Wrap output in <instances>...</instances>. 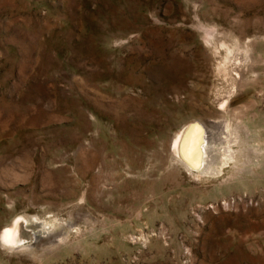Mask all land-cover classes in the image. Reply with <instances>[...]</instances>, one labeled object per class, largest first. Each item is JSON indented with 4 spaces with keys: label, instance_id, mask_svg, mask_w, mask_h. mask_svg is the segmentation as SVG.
<instances>
[{
    "label": "rangeland",
    "instance_id": "rangeland-1",
    "mask_svg": "<svg viewBox=\"0 0 264 264\" xmlns=\"http://www.w3.org/2000/svg\"><path fill=\"white\" fill-rule=\"evenodd\" d=\"M191 124L198 171L170 151ZM17 218L37 236L0 264H264V0H0Z\"/></svg>",
    "mask_w": 264,
    "mask_h": 264
},
{
    "label": "bare ground",
    "instance_id": "bare-ground-1",
    "mask_svg": "<svg viewBox=\"0 0 264 264\" xmlns=\"http://www.w3.org/2000/svg\"><path fill=\"white\" fill-rule=\"evenodd\" d=\"M192 125V124H191ZM198 128L196 126H185L173 139V141L170 144V151L175 155L177 159H179L184 165H186L189 169H193L194 165L198 162V160L201 159V165L203 166L205 164V149L206 144L205 140L206 138H203V143L201 145V149L199 145L201 144L202 138L201 134L198 133ZM207 142V141H206ZM209 145V144H208ZM200 151L202 153V156L200 158ZM200 170V169H199ZM205 170V169H204ZM28 222V221H27ZM25 221H21L20 219H16L12 222L11 228L3 230L0 234V241L6 244L10 245H17V243H21L19 240L16 241L14 236H19V239L21 236L23 238L28 235V237L35 238L37 236V232L35 233V230H30L31 228H36L39 226L37 222L32 223L33 227H29L28 229H22L24 227ZM30 230V231H29Z\"/></svg>",
    "mask_w": 264,
    "mask_h": 264
},
{
    "label": "water",
    "instance_id": "water-1",
    "mask_svg": "<svg viewBox=\"0 0 264 264\" xmlns=\"http://www.w3.org/2000/svg\"><path fill=\"white\" fill-rule=\"evenodd\" d=\"M189 126H196V127L198 128V130H199L198 133H199V134L202 133V135H201L202 141H201V144L199 145V147H200V149H201V145H202V143H203V141H204L203 138L205 137V131H204L203 127H202L200 124H194V125H189ZM201 156H202V153H201V151H200V158H201ZM200 167H201V159L198 160V162L194 165V168H193V169L191 168V170H192V171H198V170L200 169ZM189 168H190V167H189ZM30 239H31V238L28 237V235H26V236L24 237V239H22L21 242H28Z\"/></svg>",
    "mask_w": 264,
    "mask_h": 264
}]
</instances>
